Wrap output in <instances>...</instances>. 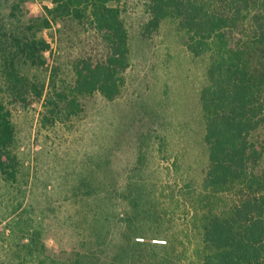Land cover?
<instances>
[{
    "label": "rangeland",
    "instance_id": "rangeland-1",
    "mask_svg": "<svg viewBox=\"0 0 264 264\" xmlns=\"http://www.w3.org/2000/svg\"><path fill=\"white\" fill-rule=\"evenodd\" d=\"M144 1L121 0L130 67L117 98L96 93L78 116L45 127L39 103L9 104L21 167L16 183L0 176V264H201L193 197L208 168L199 94L209 59L190 54L170 20L140 36ZM44 7L49 0H0V29L16 33ZM39 36L48 63L24 72L40 81L55 66L70 82L76 58L106 53L86 24Z\"/></svg>",
    "mask_w": 264,
    "mask_h": 264
},
{
    "label": "trees",
    "instance_id": "trees-1",
    "mask_svg": "<svg viewBox=\"0 0 264 264\" xmlns=\"http://www.w3.org/2000/svg\"><path fill=\"white\" fill-rule=\"evenodd\" d=\"M49 1L18 32L0 29V176L8 184L21 167L9 104L37 102L41 126L65 123L82 112L84 98H117L130 67L121 0ZM144 10L140 36L157 34L170 20L186 50L209 59L199 94L208 168L193 197L201 264H264V0H145ZM69 22L89 25L104 57L76 58L70 82L58 79L55 66L47 80L29 77L24 66L43 68L50 56L39 33Z\"/></svg>",
    "mask_w": 264,
    "mask_h": 264
}]
</instances>
